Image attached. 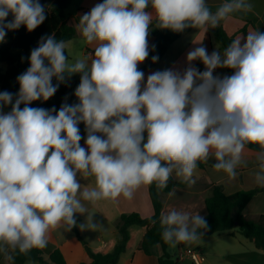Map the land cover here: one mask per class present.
I'll use <instances>...</instances> for the list:
<instances>
[{
	"label": "clouds",
	"instance_id": "clouds-1",
	"mask_svg": "<svg viewBox=\"0 0 264 264\" xmlns=\"http://www.w3.org/2000/svg\"><path fill=\"white\" fill-rule=\"evenodd\" d=\"M251 10L247 0L225 2L215 13L206 0H103L77 25L94 45V56L71 64L64 41L42 38L31 51L30 67L17 77L15 102L11 93H0V109L12 105L10 112L0 111V246L22 254L43 249L52 230H70L75 214L89 213L84 202L132 199L144 185L167 187L173 174L191 186L198 162L210 156L216 171L234 179L249 144L261 149L256 182L264 186V33L249 32L243 45L238 37L223 53L197 47L187 60H201L204 71H156L143 89L138 69L149 56L154 20L157 28L174 32L215 29L231 13ZM9 14L13 19L5 22ZM45 19L39 0H0V42L7 31L23 25L31 32ZM217 68L234 71L220 77L213 74ZM76 73L79 103L63 104L58 112L29 107L56 93L53 78L64 82L65 74ZM78 174L93 178L94 187H83ZM160 224L162 239L172 247L199 240V230L208 228L199 212L175 208L161 214ZM85 227L100 226L89 214L80 225ZM5 259L13 256L6 252Z\"/></svg>",
	"mask_w": 264,
	"mask_h": 264
},
{
	"label": "crops",
	"instance_id": "crops-1",
	"mask_svg": "<svg viewBox=\"0 0 264 264\" xmlns=\"http://www.w3.org/2000/svg\"><path fill=\"white\" fill-rule=\"evenodd\" d=\"M230 0H206L209 8L218 7ZM103 3V0H72L71 5L66 10V20L69 25L76 29V35L73 40L66 42V50L69 54L68 62L74 63L77 59L94 56V45L87 44L80 34L77 25L80 18L89 13L90 10L97 4ZM247 3L252 5L251 13L258 22L264 26V0H247ZM149 10V12H151ZM215 13V12H213ZM155 20L153 21V23ZM152 23V24H153ZM218 26H222L229 36H234L235 39L241 37V45L246 41V37L249 32L256 31V29L247 24L243 20H239L229 16L222 20ZM246 28V33H241V30ZM157 27L151 26L148 34V46L156 38ZM205 47L207 53L210 55L213 51L224 52L221 43H219L213 35L212 28H194L192 31L183 34L177 41H175L155 68L144 72L143 85L146 84L148 75L156 71L172 70L183 75L184 71L188 67H195L199 71H204L205 66L201 60L197 59L189 62L187 55L190 51L197 47ZM145 62V61H144ZM144 62L138 65L141 67ZM9 68V67H8ZM6 68L5 71L8 70ZM5 73V72H4ZM215 76L228 75L227 68H217L214 70ZM73 75H81L76 73ZM145 135V141L147 133ZM85 140L81 146L86 147ZM260 151H253L245 147L242 163L237 167V175L234 179H230L223 171H216L213 168V164L216 162L215 158L210 156L208 161L201 162L205 166L200 168L197 166L192 179L196 182L193 185L187 184L186 187L175 188L172 192L162 195L163 211L165 213L173 208L179 211L199 212L203 217L207 215L206 200L211 196L212 190L215 186H222L228 195H234L240 191H248L253 189H262L257 193L248 204L244 211V216L247 219L255 220L260 215H264V186H260L256 182V174L260 171V161L257 159V154ZM176 181H184L182 177H177L175 174L172 176ZM78 181L83 187H94L93 178H81L78 174ZM88 208L89 213L75 214L76 229L88 247L94 253L108 254L112 252L119 240V232L116 228V223L123 214L138 213L143 218H151L154 215V208L149 194V185L140 187L133 195L132 199H125L122 196L117 200L99 201L95 205L84 202ZM91 214L92 223L99 225L100 227L92 230L85 227L81 230V224L88 223V216ZM148 228L142 226H132L129 229L130 239L127 244L125 252L122 254L118 264H158L159 257L163 254L160 246H155L152 249V254L147 255L143 251L139 250V246L147 233ZM232 236L237 234L242 236L237 229H233L227 232ZM237 233V234H236ZM222 234V233H221ZM216 235V234H214ZM213 236V235H211ZM78 235L71 229L68 230V226L65 225L61 228L52 230L48 236V244L43 250V257L49 261L48 250L59 249L67 264H89L91 259L87 253L85 245L80 241ZM210 237V236H207ZM241 249L239 254L243 255L241 260L246 264H264V250L257 249L255 243L242 236ZM210 242V241H208ZM206 245V243H205ZM202 245L199 240L183 244L180 246L171 247L172 263L178 264H192L188 257L181 260L180 257L183 252L188 248H197L202 252ZM173 250H176L174 253ZM12 255L14 252L11 249L4 250L0 246V264H11L10 261L5 259V254ZM203 255L214 257V255H223L218 252H208ZM226 260L228 255H223ZM207 259L202 264H214ZM230 263V262H229ZM25 264H40L37 261H28ZM233 264V263H231Z\"/></svg>",
	"mask_w": 264,
	"mask_h": 264
},
{
	"label": "trees",
	"instance_id": "trees-1",
	"mask_svg": "<svg viewBox=\"0 0 264 264\" xmlns=\"http://www.w3.org/2000/svg\"><path fill=\"white\" fill-rule=\"evenodd\" d=\"M102 1V0H100ZM45 8L46 19L35 30L29 32L25 26H21L17 30H9L6 32L4 41L0 42V62L8 65V70L4 74H0V93L9 92L13 95V103L16 95L19 92V83L17 77L26 72L30 67V54L33 49L39 46L42 38L47 39L48 36L54 35L57 41L69 42L74 39L76 29L69 25L66 20V10L72 3V0H39ZM219 7V6H218ZM218 7L209 8L215 12ZM151 10V5L146 9ZM229 16L243 20L247 24L252 25L256 31L264 33V26L248 12H234ZM13 16L9 14L5 22L11 21ZM151 26H156L154 22ZM194 28H186L182 32H174L168 29L156 30V38L149 45V56L144 64L138 69L143 73L147 70L155 68L159 65L170 46L177 41L183 34L192 31ZM216 40L221 43L225 50L235 39L234 36H229L222 26L212 29ZM241 33H246V28L241 30ZM65 54L69 60V54L65 49ZM157 56L158 60L154 63L152 57ZM232 69L227 68L228 75L233 74ZM81 75L65 74V81L58 82L53 78V85H59L56 93L47 101L36 100L29 104V107L43 108L45 110L55 109L57 112L63 104L74 105L79 103L75 96V90L79 86ZM11 104L3 106L0 111L4 113L11 111ZM21 109L24 107L21 104ZM55 115V112H53ZM82 139L80 144L87 138V132L84 123L78 125ZM247 148L253 151H261L259 145L249 144ZM200 168H204L203 163L198 162ZM185 181H176L173 177L168 181L167 187L163 189L157 188L156 184L149 185V194L154 208V215L151 218H143L138 213L123 214L116 223V228L119 232V240L114 250L108 254L94 253L79 237L76 227L71 230L76 233L80 241L85 245L87 253L91 259L89 264H118L122 254L125 252L130 239L129 229L132 226L147 227L139 250L147 255L152 254V249L155 246L162 248L163 254L159 257L158 264H178L172 263V253L170 246L162 239V227L160 217L163 211L162 195L172 192L175 188L187 186ZM262 189H253L248 191H240L234 195H228L222 186H215L211 196L206 200L207 215L204 217L207 221L208 228L201 231V238L214 234H221L233 229L245 238L255 243L257 249L264 250V215H260L257 219L251 220L244 216V211L247 208L253 197L261 192ZM187 243H179L180 246ZM49 261L43 257V250L32 249L27 254H22L16 250L12 256L11 264H25L28 261H37L40 264H67L62 252L59 249L48 250ZM235 264H246L239 256H231L227 258Z\"/></svg>",
	"mask_w": 264,
	"mask_h": 264
},
{
	"label": "rangeland",
	"instance_id": "rangeland-1",
	"mask_svg": "<svg viewBox=\"0 0 264 264\" xmlns=\"http://www.w3.org/2000/svg\"><path fill=\"white\" fill-rule=\"evenodd\" d=\"M6 68H8V65L6 63L0 62V74H4V72H6L5 71ZM242 239H243L242 236L238 234L236 236H232L229 233H222V234H216L210 237H202L199 239V241L202 245L203 244L205 245L206 243V245L201 249L202 252H204V254L208 252H218L223 255L224 254L228 255L227 258L231 256H236V257L239 256L243 258V255L239 254V251L242 250L241 246H243L241 245V242L243 241ZM173 252L175 253L176 250H173ZM223 255H220V256L214 255V257H210V258L209 256H206V257L207 259H210L209 260L210 263H214V264L233 263L229 261L227 258L225 260Z\"/></svg>",
	"mask_w": 264,
	"mask_h": 264
},
{
	"label": "built area",
	"instance_id": "built-area-1",
	"mask_svg": "<svg viewBox=\"0 0 264 264\" xmlns=\"http://www.w3.org/2000/svg\"><path fill=\"white\" fill-rule=\"evenodd\" d=\"M185 257H188L192 264H202L206 260L205 255H203V253L196 248L186 249L180 259L184 260Z\"/></svg>",
	"mask_w": 264,
	"mask_h": 264
}]
</instances>
